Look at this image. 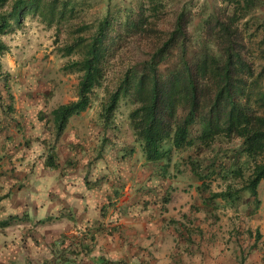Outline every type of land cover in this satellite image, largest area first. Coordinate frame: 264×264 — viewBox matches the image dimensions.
Listing matches in <instances>:
<instances>
[{
    "label": "trees",
    "instance_id": "1",
    "mask_svg": "<svg viewBox=\"0 0 264 264\" xmlns=\"http://www.w3.org/2000/svg\"><path fill=\"white\" fill-rule=\"evenodd\" d=\"M220 1L221 6L216 0H135L107 10L92 28L75 22L60 52L75 56L62 70L78 74L76 99L38 117L46 119L53 139L41 141L45 166L55 169L61 160L55 145L69 119L84 113L94 90L101 88V125L107 127L120 100L127 99L131 135L144 160L157 167L156 178L167 183L172 154L191 152L186 162L200 184L203 206L198 213L210 210L216 199L235 207L244 194L258 207L257 188L264 180V17L257 11L264 10V0ZM73 9L68 0H0V56L9 49L2 37L20 29L24 16L37 15L47 27L59 26ZM193 24L200 30L195 38ZM131 41H146L147 49L136 50L145 58L137 61L130 54L132 64L125 63L109 78ZM214 174L226 185L221 192L209 190L207 181ZM169 188L165 184L163 205L169 202ZM170 223L182 243L200 248L199 226Z\"/></svg>",
    "mask_w": 264,
    "mask_h": 264
},
{
    "label": "rangeland",
    "instance_id": "2",
    "mask_svg": "<svg viewBox=\"0 0 264 264\" xmlns=\"http://www.w3.org/2000/svg\"><path fill=\"white\" fill-rule=\"evenodd\" d=\"M134 1L68 0L74 7L73 13L59 26L53 24L47 27L37 15H28L23 17L20 29L2 37L9 49L7 53L0 56L3 73L0 79V149H2L0 151L4 152L0 155V160H12L11 158L24 160L20 157H28V160L30 158L44 160L43 154L46 148L41 141L47 140L53 143V139L49 131L50 125L45 124L46 119L39 120V114L47 117L57 106L76 99L78 74L66 73L62 70L64 64L75 56H65L60 52V48L70 40L72 25L75 22H82L83 25L92 28L107 10L113 11L116 7L129 6V3ZM203 1L193 0L199 4ZM216 2L218 6L222 5L220 0ZM196 10L197 7L192 9L193 12ZM257 12L258 17H264L262 8ZM190 30L194 38L200 32L194 24ZM131 42L128 43V49L123 48V53L122 51L119 53L115 60L116 67L111 69L109 78L125 63L132 64L131 57H128L131 56L130 54L137 61L145 58L140 51L136 52V50L137 46L139 49L140 46L147 49L146 41ZM102 97L103 89H95L90 107L80 116L69 119L67 128L60 138V145H55L59 157L61 160H105V156H108L107 160L112 158L144 160L140 147L131 135L128 119L131 105L127 99H121L110 123L107 127H103L98 118ZM120 146L122 149L118 153ZM233 147L237 149L238 142H234ZM116 152L118 156H115ZM190 153L178 151L172 154L167 169L170 177L164 179L167 183L160 179L158 182H151L150 175L146 176L145 189L149 191L144 193L143 205L140 207L139 204L137 212L126 216L129 219L130 216L137 215V218L142 216L147 220L146 207L148 205L159 207V210L157 207L153 209L152 216L149 213L148 217L168 223L163 229V234L168 237L162 234L163 239L166 237L164 241L167 239L166 242L163 241L167 248L160 254L161 261L158 260L160 264H264V180L257 188L258 207L255 206L253 198L244 194V201L235 207L216 199L210 210L206 213H198V209L203 205L197 189L200 184L194 181L187 166L186 160ZM243 160L244 158L241 159ZM57 167L58 164L54 168L57 169ZM156 169L157 167L150 164L145 172L156 175ZM248 173L249 170L245 169L244 176ZM122 178L124 179L125 176ZM53 183V180L46 179L44 182H36V185L45 189V185L49 184L51 188ZM164 183L169 184L168 195H171L170 203L165 205L160 203V199L151 198L152 191L157 190V187L164 190ZM207 183L211 192H221L226 186L215 174L208 179ZM136 188H139V183ZM161 194L165 196L166 192ZM183 215L188 218L183 219ZM170 220L190 222L187 226L194 224L193 228L196 225L199 226L203 240L200 248L183 242V249L187 247L191 250V254L187 253L186 257L182 256L183 258L176 257L177 252L174 249L178 243L173 241L175 235L173 229L177 228L170 223ZM165 230H170L173 237ZM256 233L260 234L259 240H256ZM197 238L198 236L194 237L195 240H198Z\"/></svg>",
    "mask_w": 264,
    "mask_h": 264
},
{
    "label": "crops",
    "instance_id": "3",
    "mask_svg": "<svg viewBox=\"0 0 264 264\" xmlns=\"http://www.w3.org/2000/svg\"><path fill=\"white\" fill-rule=\"evenodd\" d=\"M107 158L58 160L57 169L28 157L0 160V264H160L168 223L148 217L157 206L143 210L147 220L126 216L143 205L144 178L158 177L145 172V160ZM46 179L51 188L36 185ZM165 190L151 198L162 203ZM173 241L176 257L191 254L177 235Z\"/></svg>",
    "mask_w": 264,
    "mask_h": 264
}]
</instances>
